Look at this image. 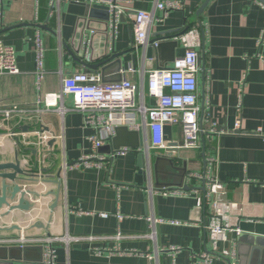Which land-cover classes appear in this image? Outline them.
Returning a JSON list of instances; mask_svg holds the SVG:
<instances>
[{"label":"crops","instance_id":"0c3cea01","mask_svg":"<svg viewBox=\"0 0 264 264\" xmlns=\"http://www.w3.org/2000/svg\"><path fill=\"white\" fill-rule=\"evenodd\" d=\"M125 1L131 2L134 10L152 11L156 1L170 0ZM171 1L183 4L182 10L170 11L162 21L154 19L150 33L151 40L163 44L160 53H154L150 61L138 56L135 67L131 54H124L120 73L135 85L145 83L147 72L169 68L176 58L182 57L184 49L176 38L178 35L188 29L199 32L197 90L198 103L204 108L198 122L204 131L214 124L225 134H200V148L178 150L171 155L175 167L186 163L184 185L189 190L162 195V189L155 188L154 159L156 156L169 157L171 151L150 152L147 156L140 131L142 145L139 149L128 148L131 151L113 158L101 168L78 169L70 165L87 155L96 153L107 157L111 153L108 148L104 151L93 149L88 137L95 130L85 125L84 114L69 111L59 115L51 111L41 116L20 115L10 121H4L0 115V163L12 162L17 151L24 168L37 175L35 183L20 182L23 189L36 194V197L26 196L33 209L14 211L9 217L0 219V227L9 228L0 233V247L15 246L1 242L20 236L42 239L90 236L93 239L55 241L52 244L54 264H191L193 257L214 251L208 232L203 229L210 211L204 204L201 183L188 182L187 174L207 171V161L212 158L214 162L209 172L224 186L221 200L238 205L239 210L230 214L229 222L240 230V234L229 232L226 242L217 243L218 251L234 249L235 257L215 258L211 263L264 264V249L249 258L250 249L257 242L264 241V40L258 41L264 30V5L257 0H208L205 6V0ZM83 3L66 2L51 9L50 0L0 1V40L13 49L18 69L16 75L0 74V109L18 106L32 110L44 95L60 91L63 77L89 71L71 57L72 40L87 11L81 5ZM155 14L161 15L158 11ZM100 16L95 13V17ZM123 18L117 22L113 40L107 28V50L112 46L115 53L132 48L131 18ZM91 34L84 28L81 52L84 40H90ZM101 35L97 33L95 38V51H102L104 41ZM37 38L42 42L46 72L40 82L36 76ZM89 53L90 43L87 55ZM113 74L108 70L106 79L113 78ZM145 102L151 103L149 99ZM62 103L68 108L72 105V98H64ZM237 121L240 124L238 129ZM129 122L138 124L139 115ZM34 130H45L51 137L47 143L53 140L52 147L46 145L44 164L39 167L45 169V173L39 169L34 171L38 156L29 151L34 150L31 146L23 145L24 140H33ZM258 131L260 136L253 135ZM9 132L17 136L9 137ZM52 136H61L62 140ZM164 138L170 148L180 145L181 127L166 126ZM109 143L104 146L108 147ZM140 153L145 161L142 168L138 161ZM65 163L67 168H64ZM57 174L61 183L59 200L51 214L48 230L29 229L28 226L37 220L46 225L49 207L55 200L48 193L55 191L57 185L45 180L56 179ZM192 187H197L198 191ZM100 213L109 216L102 218ZM117 214L123 219L119 221ZM150 215L165 221L155 225L154 240L144 237L151 231L146 221ZM175 221L178 224H170ZM16 226L20 231L10 230ZM118 233L122 239L110 238ZM176 247L182 249L170 251ZM94 248L122 254L107 252L97 255ZM39 256L40 252L34 250L28 258L35 260ZM0 264L32 263L3 261Z\"/></svg>","mask_w":264,"mask_h":264},{"label":"built area","instance_id":"2783aa9c","mask_svg":"<svg viewBox=\"0 0 264 264\" xmlns=\"http://www.w3.org/2000/svg\"><path fill=\"white\" fill-rule=\"evenodd\" d=\"M1 1V0H0ZM37 1V0H35ZM66 2L83 3L92 6H105L108 9L109 19L108 30L111 39L115 35L116 25L121 17L128 16L132 23V48L141 47L146 50L150 46V33L153 27V20L162 21L170 11H180L183 4L177 1H156L152 11L134 10L131 2L125 0H50L51 9L54 6H59ZM263 6V5H262ZM160 12V16H156V12ZM259 42L264 40V30L259 35ZM184 49L182 57L176 58L171 67L164 69H154L147 72L146 82L140 85H135L128 79L123 77L120 82H102L101 75L98 73L85 71L75 72L68 77H63L61 81V89L59 92L46 94L42 97L32 110H25L18 106H11L0 109V115L4 121L20 115L41 116L43 113L55 111L59 115H64L69 111H77L85 115V125L90 126L95 130L94 134L88 137L89 142L93 145V149L99 150L108 144L115 135V130L118 127H127L131 131L141 132L145 144V153L148 156L150 152L168 151L171 155L177 153L178 150H191L200 148L199 136L206 135H224V132L219 131L216 125L211 124L208 131H204L199 125L198 118L203 111L202 106L198 103L197 90V71L199 67L200 56L196 48L199 46V32L197 29H188L183 34L177 37ZM36 55L37 62L36 76L40 82L45 75L43 68V47L42 42L36 39ZM90 41L84 40L82 44V54L87 56L88 45ZM158 42H154L152 46L157 47ZM112 46L108 48V52L112 51ZM14 51L11 47L5 45L0 40V74L16 75L18 69L15 62ZM72 98V105L68 108L63 106L64 98ZM149 99L151 103L146 104L145 100ZM41 104L43 106L41 107ZM139 115L140 122L138 124L132 121V117ZM236 128L240 127L239 122L236 123ZM177 125L182 130V141L180 145L170 148L165 142L164 130L166 126ZM260 136V132L253 134ZM9 137H16L13 132L7 133ZM33 140L25 141L23 145L31 146L37 151V161L39 166L43 165L45 155L47 153V141L50 136L41 130L32 132ZM52 138L62 140L61 136H52ZM131 151L128 148H121L112 151L107 157L99 156L96 153L87 155L70 165L71 168H87V167H104L115 157H122ZM25 162V160H22ZM106 162V163H105ZM214 159L209 158L207 161V171L203 173L190 172L187 174L188 182L201 183L204 187V204L208 205L209 216L206 218L203 229L208 232L209 241L213 247L211 254L202 253L193 257L191 264H212L213 259H226L235 257V250L218 251V242H226L229 232L240 234L238 228H233L229 222L230 214L238 211V205L235 203L225 202L221 200L224 186L215 177L210 175L209 169L213 164ZM64 164V168H67ZM69 167V168H70ZM195 192L197 187H192ZM183 193L180 189H162L161 194ZM151 195V194H150ZM102 218H106L109 214L100 213ZM120 221L123 217L120 214L116 215ZM150 232L144 237L154 240L155 225L165 223L162 219H156L152 215L146 218ZM170 224H178V222H170ZM111 239L120 240L122 236L118 233ZM88 238H25L20 236L19 239L2 240L1 244L8 245H37L43 247V257L40 264H54L55 250L52 244L55 241L72 240H89ZM182 247L170 248L171 252H176ZM93 252L97 255L102 253L113 254L119 251L99 250L94 248ZM132 254L133 252H126ZM122 254V253H119ZM138 255V254H136ZM151 260L150 256H147Z\"/></svg>","mask_w":264,"mask_h":264},{"label":"water","instance_id":"95a60500","mask_svg":"<svg viewBox=\"0 0 264 264\" xmlns=\"http://www.w3.org/2000/svg\"><path fill=\"white\" fill-rule=\"evenodd\" d=\"M208 0L204 1V6L207 4ZM258 2L264 5V0H257ZM86 7V14L84 15L82 21H80L81 26H79L78 31L76 32L75 37L73 38L72 43V59L87 68L90 72L99 73L101 75L102 82H120L123 78V75L120 73L122 68L121 56L124 54H131L132 57V65L135 67L136 60L138 56L143 59L150 61L153 59L154 53L159 54L163 44L158 42L157 47L152 46L154 42H157L156 39L150 41V46L146 50H142L141 47L136 49L130 48L126 52L115 53L114 49L108 52L107 50V28H108V9L105 6H96V5H88L81 4ZM203 6V7H204ZM202 10V9H201ZM200 10V11H201ZM199 11V12H200ZM199 12L195 15V18L198 17ZM95 13L101 14L100 17H95ZM121 19H124L121 17ZM84 22V26L83 23ZM95 25H98L96 28ZM84 28L90 30L92 32L90 36V53L87 56H83L80 51L81 44V34L84 31ZM98 31V32H97ZM1 32V31H0ZM103 37V45L102 51H95V38L97 33ZM170 33V32H167ZM184 33V32H183ZM181 33V34H183ZM179 36V35H178ZM177 36V37H178ZM176 37V38H177ZM108 70H112L114 73V77L110 80L106 79V74ZM45 130H43L44 132ZM53 140L47 143V146L52 147ZM110 145L104 146L101 148L102 151L104 149L108 150V152H112L115 150L121 149V147L131 148V149H139L141 144V137L139 132L130 131L127 127H118L115 130L114 137L110 140ZM108 148V149H107ZM33 156L37 155V151L29 150ZM169 157L156 156L154 159V176L156 179L155 188L163 189V188H174L179 187L185 191H188L189 188L184 185V179L186 175V163H183L181 167H175L173 160H171V154H168ZM138 161L140 163L139 167L142 168L145 161L143 154H139ZM39 164L35 162L33 167L34 171L39 169ZM40 170V169H39ZM41 173L47 172L45 169L40 170ZM58 175H56V179L53 180H45V182L55 183L57 188L55 191L48 193V195L55 198L53 203L49 207V218L44 225L41 221L34 222L31 226H28L29 229H42L44 232L48 230V225L52 219V212L58 205L59 200V192H60V181L58 180ZM167 175H169L167 177ZM37 175L36 173H31L27 171L23 164H21V160L18 157V152H15L14 160L12 162H1L0 163V219H5L9 217V215L14 211L21 212H29L33 209V205L27 200L26 196L36 197L34 192L30 190L23 189L20 185V182H28L35 183ZM169 178V179H168ZM202 192H204V187L200 188ZM9 230L6 227H0V233ZM10 230L20 231V227H11ZM264 241L257 242L255 246L250 249L249 258H252L253 254L261 253L264 249ZM39 251L40 256L38 259L31 260L28 258V255L32 251ZM42 246L33 247L30 245H20V246H3L0 247V262L3 261H16V262H31L32 264H40L42 261Z\"/></svg>","mask_w":264,"mask_h":264},{"label":"trees","instance_id":"16d2710c","mask_svg":"<svg viewBox=\"0 0 264 264\" xmlns=\"http://www.w3.org/2000/svg\"><path fill=\"white\" fill-rule=\"evenodd\" d=\"M22 152H24V149H22Z\"/></svg>","mask_w":264,"mask_h":264}]
</instances>
